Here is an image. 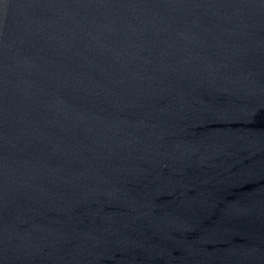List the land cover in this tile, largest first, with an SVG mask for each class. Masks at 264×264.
<instances>
[{
	"label": "water",
	"instance_id": "water-1",
	"mask_svg": "<svg viewBox=\"0 0 264 264\" xmlns=\"http://www.w3.org/2000/svg\"><path fill=\"white\" fill-rule=\"evenodd\" d=\"M0 264H264V0H0Z\"/></svg>",
	"mask_w": 264,
	"mask_h": 264
}]
</instances>
